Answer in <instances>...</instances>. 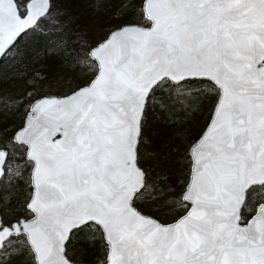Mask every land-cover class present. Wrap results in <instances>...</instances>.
I'll return each mask as SVG.
<instances>
[{
	"label": "snow or ice",
	"instance_id": "obj_1",
	"mask_svg": "<svg viewBox=\"0 0 264 264\" xmlns=\"http://www.w3.org/2000/svg\"><path fill=\"white\" fill-rule=\"evenodd\" d=\"M104 3L123 22L78 61L93 78L38 102L36 123L0 130V264H75L68 233L92 227L103 264H264V0ZM39 15L37 0H0V59ZM196 82L212 114L176 192L149 178L140 145L150 114L170 120L200 102ZM49 106L55 119L40 121ZM148 199L180 214L144 215Z\"/></svg>",
	"mask_w": 264,
	"mask_h": 264
},
{
	"label": "trees",
	"instance_id": "obj_2",
	"mask_svg": "<svg viewBox=\"0 0 264 264\" xmlns=\"http://www.w3.org/2000/svg\"><path fill=\"white\" fill-rule=\"evenodd\" d=\"M116 7L104 0H50L45 15L0 59V130L6 129L7 136H11L13 129L21 124L32 98L68 92L90 78L95 65L78 61L90 45L115 24L123 22L119 13L113 15ZM207 118L197 132L182 142L183 138L179 137L182 133L175 128L178 123L154 131L145 127L140 159L148 155L151 160L166 164L169 152L174 150L175 158L182 164L188 163L186 149ZM141 164L145 168L146 164ZM187 173L186 166L179 171L182 186ZM16 195L22 199L24 192L18 190ZM12 203L15 204L16 199ZM69 237L67 256L76 264H96L104 260V244L95 227L72 229ZM21 260L27 261L19 258L14 264H20Z\"/></svg>",
	"mask_w": 264,
	"mask_h": 264
},
{
	"label": "rangeland",
	"instance_id": "obj_3",
	"mask_svg": "<svg viewBox=\"0 0 264 264\" xmlns=\"http://www.w3.org/2000/svg\"><path fill=\"white\" fill-rule=\"evenodd\" d=\"M200 86V82H196L194 85V92L199 97L200 102H198L188 114H177L170 120H165L163 114L159 117H154L150 114L146 124V127L148 128L147 130L154 131V129H167V127L173 123H178L175 128L177 131L182 133L179 136L180 138H183L180 142L197 132L205 122L208 111L212 106V99L214 98L209 96L210 90L206 86L203 91H200ZM183 145L184 144H182V146ZM174 154V150L169 152L166 164L156 162L154 159L151 160L148 155H145L142 159H140V164H146L145 169L147 170L150 179L154 178L161 181L165 187H169L174 189L176 192H179L180 187L182 186L179 171L183 166L188 168L189 162L182 164L180 159L175 158ZM136 207L142 212L155 216L161 221H169L180 214V212L177 211V209H179L178 204L170 207H164L161 205V201L159 199L137 201ZM28 262L30 261H25V263Z\"/></svg>",
	"mask_w": 264,
	"mask_h": 264
},
{
	"label": "water",
	"instance_id": "obj_4",
	"mask_svg": "<svg viewBox=\"0 0 264 264\" xmlns=\"http://www.w3.org/2000/svg\"><path fill=\"white\" fill-rule=\"evenodd\" d=\"M37 6L40 8V12L43 13V15H39L38 16V19L42 16L45 15V13L47 11L45 10H48L49 9V6H50V0H37ZM37 19V20H38ZM113 28V27H112ZM110 28L106 34L101 38L99 39L97 42H95L94 44L90 45L88 47V49L92 48L93 46H96L99 42L103 41L105 39V37L108 35L109 31L112 29ZM96 67V66H95ZM95 75V70L93 72V74L90 76V78L84 82V83H81L79 85H77L76 87H74L73 89L69 90L68 92H65V93H62V94H42V95H38L34 98H32L30 100V102L28 103V106H27V109L23 115V118H22V122L20 125L16 126L13 131H12V134L16 131H19L21 129H25L27 126H29V122L31 121L32 123H36L37 121L34 119L33 117V112H32V109L35 105H37L38 102H41L45 99H48V100H56V101H63L65 100L66 98H69V97H72L73 96V93L77 92L80 88H82L86 83H88V81L93 78V76ZM55 113H56V108L54 106H49L48 109L46 110V112L44 113H37L36 116L39 117L40 121H44V120H53L55 119ZM211 114H212V108L210 110V113H209V116L207 118V121L204 125V127L202 128V130L200 131V133L194 138V140L192 142H190V144L188 145V148H187V153H188V156H189V166H188V173H187V178H186V181H185V184L186 182L190 179V177L193 175V172H192V169L194 167V163L193 161L195 160V156L194 154L191 152V148L192 146L195 144V141L200 137V135L203 133L204 129H205V126L206 124L209 122L210 120V117H211ZM62 134H57L55 136H52L50 139L52 141H60L62 140ZM184 184V185H185ZM188 207H191V203L189 202L188 203ZM141 211V210H140ZM142 212V211H141ZM144 215H147V216H150L154 219H157L159 220L158 218H156L155 216H152L150 214H147V213H144L142 212ZM179 215V214H178ZM177 215V216H178ZM176 216V217H177ZM174 217V218H176ZM174 218L169 220V221H161L159 220L160 222L162 223H171L174 221ZM69 235V233H68ZM104 255H105V252H104ZM69 258V257H68ZM26 264H30V262L26 263ZM76 264V263H75ZM100 264H103V261L100 263Z\"/></svg>",
	"mask_w": 264,
	"mask_h": 264
}]
</instances>
